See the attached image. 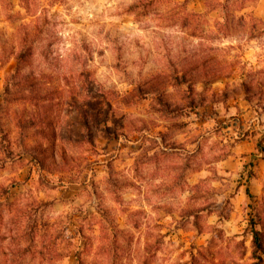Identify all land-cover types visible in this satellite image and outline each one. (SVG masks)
Returning a JSON list of instances; mask_svg holds the SVG:
<instances>
[{"label": "rangeland", "instance_id": "rangeland-1", "mask_svg": "<svg viewBox=\"0 0 264 264\" xmlns=\"http://www.w3.org/2000/svg\"><path fill=\"white\" fill-rule=\"evenodd\" d=\"M247 117L264 125V0H0V264H264V195L228 232L215 166L183 182Z\"/></svg>", "mask_w": 264, "mask_h": 264}, {"label": "crops", "instance_id": "crops-1", "mask_svg": "<svg viewBox=\"0 0 264 264\" xmlns=\"http://www.w3.org/2000/svg\"><path fill=\"white\" fill-rule=\"evenodd\" d=\"M236 105L228 107V111H239L243 114L242 116H247L249 107L243 101H237ZM246 124L251 128L244 139L234 138L231 136H226L225 134H218L217 139L221 141L220 144H227L225 154L213 163H207L201 160L197 170L192 173V162L183 163V182L186 185L193 186L195 184L201 183L202 180L207 178L210 174L209 169L211 164L215 166L216 171V185H219V192L222 193V198L229 199L233 202V212H231L227 217L217 216L220 222L226 224V229L228 232H238L240 227L235 221L236 216L242 213L245 208L248 207L250 201L261 200L264 195V151L263 148L258 149L257 142L260 140L264 144V125L260 120L256 118H246ZM224 131V130H223ZM211 135V132H204L199 136L198 141L194 143L186 142L184 147L187 149L193 145H198L199 149H206L207 145L205 143V135ZM263 136V137H261ZM215 137V136H214ZM173 149L171 148V151ZM152 156L150 159L154 158V152H151ZM193 150L189 151V157H191ZM147 155H150L147 154ZM149 157V156H148ZM253 157V159H251ZM113 158V157H112ZM15 159V158H14ZM202 159V158H201ZM10 160V158H9ZM130 160L132 158L126 159V161H119L118 164H131ZM251 161V162H250ZM129 162V163H128ZM26 164H32L28 162ZM146 164V163H144ZM173 166H171V171H167L166 175L168 177V183L171 184V173ZM187 171V174L185 173ZM246 172L249 174L246 175ZM252 173V174H250ZM220 197V196H219ZM220 197V199H221ZM246 211V210H245ZM234 221L236 223H234ZM229 222V224H228Z\"/></svg>", "mask_w": 264, "mask_h": 264}, {"label": "trees", "instance_id": "trees-1", "mask_svg": "<svg viewBox=\"0 0 264 264\" xmlns=\"http://www.w3.org/2000/svg\"><path fill=\"white\" fill-rule=\"evenodd\" d=\"M31 41L22 39L19 41L18 50L15 54V58L18 63H24L26 58L31 55ZM184 77V76H183ZM194 109V106H193ZM264 231L262 228L257 229L255 225L251 227V245H252V255L253 257H259L258 253L264 254Z\"/></svg>", "mask_w": 264, "mask_h": 264}, {"label": "built area", "instance_id": "built-area-1", "mask_svg": "<svg viewBox=\"0 0 264 264\" xmlns=\"http://www.w3.org/2000/svg\"><path fill=\"white\" fill-rule=\"evenodd\" d=\"M231 125H233V127L235 128L234 134L236 138H241L244 136L243 131L240 130L237 122H233Z\"/></svg>", "mask_w": 264, "mask_h": 264}]
</instances>
